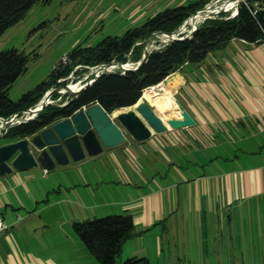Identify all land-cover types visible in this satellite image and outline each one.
Returning a JSON list of instances; mask_svg holds the SVG:
<instances>
[{"label":"crops","instance_id":"crops-1","mask_svg":"<svg viewBox=\"0 0 264 264\" xmlns=\"http://www.w3.org/2000/svg\"><path fill=\"white\" fill-rule=\"evenodd\" d=\"M230 42L236 43L233 47L237 49L239 45L264 46V41L249 43L234 38ZM240 53L244 55L241 49ZM234 55L238 56V53L235 51ZM256 55L260 68L250 74V84L242 85L244 89H237L225 73L210 79L197 76L185 104L196 120L195 125L168 128L163 133H153L142 143L133 139L110 148L109 157L119 173L114 189L122 199L115 200L114 194L115 198L112 196L104 207H100V203L89 206L84 202L85 209H96L89 214L75 215L73 223L105 214H132L135 235L124 242L122 255L146 256L152 264L191 263L188 259L193 257L194 240L196 244L199 242L201 225L206 227L209 221L231 223L233 211H240V214L254 211L256 222L264 224V49L261 47ZM219 58L215 60L230 65L224 52ZM182 69L184 66L181 76L173 80L175 101L171 102L165 96L155 101H162L159 109L166 120L180 115L175 91L178 86L183 88L188 83ZM65 165L57 164L48 171L42 166L14 169L0 176V215L8 225L0 232V264H38L26 258V249L32 247L31 239L26 234L21 237L16 231L31 225L35 212L40 209L39 203L44 201L35 190L34 168L37 171L42 168V179L47 181L55 170L66 169L62 167ZM79 176L80 181L69 172L64 180H58V186H65L67 194L75 189L86 201L91 183L83 169L79 170ZM106 179L102 175L94 178L97 185L107 183ZM89 193L95 195V189L91 188ZM58 198V203H47L45 208L72 202L69 197L58 195ZM186 209L194 210L196 217L184 216L182 211ZM206 211H212V219L207 217ZM16 213L22 215L17 222ZM34 227L27 229L28 233ZM59 254L60 251L56 256L51 252L47 258L60 264Z\"/></svg>","mask_w":264,"mask_h":264},{"label":"rangeland","instance_id":"rangeland-1","mask_svg":"<svg viewBox=\"0 0 264 264\" xmlns=\"http://www.w3.org/2000/svg\"><path fill=\"white\" fill-rule=\"evenodd\" d=\"M194 1L197 0H49L35 3L23 19L9 27L0 36V50L17 48L20 51L28 53L31 57L26 72L21 74L13 83L9 92L10 97L17 100L23 93L31 90L37 84L47 79L53 67L61 63L62 57L68 54L76 44H96L107 35H122L127 29L143 24L149 17L154 16L165 8L188 4ZM213 1L215 0H210L209 2ZM229 5L230 2H227V6ZM234 10L235 8H227L219 13H215L213 17L219 15L221 12H225L227 16H231ZM202 19L203 17L200 20ZM190 26L191 24L180 35L188 33ZM163 35L160 34L154 38L151 44L153 50L162 49L171 41ZM144 45L145 41L143 42V51ZM234 45L236 43L229 42L226 47L211 51L203 61L185 64L182 72L187 78L188 83L186 87H177L175 91L176 100H179L184 105L187 104L186 102L190 99V88H192L197 76H204L210 79L215 78V75L218 73L220 75H224L223 73H225L231 78L237 89H244L242 85L250 84V74L260 68V63L256 59V51L261 49V47L264 49V46L254 48L251 45H239V48L244 53V55H240V49H237V47L234 48ZM235 51L238 53V56L234 55ZM223 52L230 61V65L227 64L228 66L223 61L220 63L215 60ZM128 57L124 62L118 60L113 61L122 63L123 65L135 62L136 58L132 54H129ZM72 71H74V81L81 79L85 74H89L88 77H92L95 74L90 73V66L87 65H83L77 69L75 66ZM113 71H122V67H118ZM180 71L177 70L179 73ZM231 72L233 75H231ZM71 80L69 78L67 82L64 81V83L55 85L53 88L62 87ZM148 92L151 95L153 94L149 90ZM148 92L146 93V89L144 90L145 95L143 93V99L147 100ZM166 94L173 95V90L172 92L169 91L157 95L164 96ZM62 96L60 91L55 92L50 97L53 102L49 101L48 104L59 103L62 101ZM68 96L69 93H64V100ZM163 96H156L153 100L149 101L159 111V106L162 101H155ZM127 109L133 108L127 107L123 110ZM25 114L27 113L22 112L18 116H25ZM114 119L120 124L116 117ZM178 119H183L181 114L177 118H173V120ZM133 139L130 134H127V139L123 143L125 144L128 142L127 140ZM3 141H10V139L3 134L0 135V143ZM123 143L114 146H105L103 151L99 153L103 155L101 156L103 158L98 156V154L94 156L86 154L79 161L71 159L69 164L62 166L66 167V169L55 170V172L51 173L47 181L42 179L44 177L42 168L39 171L34 168L36 171L35 190L44 201L39 203L40 209L35 212L36 214L33 217L31 225L25 230L21 229L16 231L21 237L26 234L31 239L32 247L26 249V258L29 262L54 264L47 256L51 252L56 256L58 251H60L57 257L60 264H97L94 256L75 232L72 218L75 215L89 214L92 210L94 211L96 209L90 207L85 209V203L89 206L100 203L102 206H99L104 207L112 196L115 198L114 194L117 197L115 200L122 199L115 192L117 189H114L116 188L114 181L116 179L118 180L119 176L117 174L119 173L115 162H113L111 156L109 157V154L112 150L110 148L118 147ZM77 163L81 165H77ZM72 165H76V167L71 169L70 167ZM150 168L153 169L152 167ZM81 169L89 176L91 188H94L96 193L92 196L89 193L91 188H88L86 201L80 197L79 192L75 189L71 194H67L65 192V186H58L60 182L58 180H64V178L69 176V172L72 175H76L80 181L79 170ZM128 169L130 170V168ZM99 175L107 178V183L97 185L94 178ZM121 186L123 187L122 183ZM119 190L121 191L120 188ZM19 192L22 193L21 190ZM58 195L61 198L69 197L72 199V202H61V204L46 209L45 205L47 203L53 204L55 201L54 204H56L59 202ZM76 200L78 201L77 203L74 202ZM79 201L82 202L81 205L78 204ZM99 206L97 207L99 208ZM9 211L11 210L8 207L7 212ZM2 212L6 214L5 209ZM182 213L186 217H196L195 211L192 209L183 210ZM206 214L208 218L212 219V211H206ZM21 216L18 213L14 215L16 222L21 220ZM256 221L257 215L254 211L248 210L241 212V214L240 211H233L231 223H221L218 221L214 223L213 221H209L206 227H202L201 225L199 242L196 244L194 240V245L192 246L193 257L188 259L191 262L188 264H264V224ZM33 225L36 227L33 228L31 233H28L27 229ZM61 250L64 252L61 253ZM127 258L126 253H123L121 261Z\"/></svg>","mask_w":264,"mask_h":264},{"label":"trees","instance_id":"trees-1","mask_svg":"<svg viewBox=\"0 0 264 264\" xmlns=\"http://www.w3.org/2000/svg\"><path fill=\"white\" fill-rule=\"evenodd\" d=\"M39 1L49 0H0V36L23 19ZM209 1L197 0L168 7L149 17L143 24L127 29L122 35H107L96 44H76L67 54L68 64L55 65L47 79L17 100L12 99L9 92L15 80L26 72L31 57L17 48L0 50V117L8 118L35 106L48 89L67 82L68 79L61 82L58 79L66 77L78 64L94 66L113 60L124 62L129 54L136 58L135 62L139 61L143 54V42L150 35L178 29ZM234 38L249 43L264 41V0L241 1L234 16L221 12L205 18L191 37L171 40L162 49L153 50L138 68L99 75L80 93L72 94L66 104H62L65 99L63 94L62 101L48 104L34 118L12 125L5 136L14 140L31 135L95 103H100L109 112L131 106L143 96L146 88L162 82L169 74L181 70L186 63L203 61L211 51L224 48ZM156 96L163 95H155L147 100H153ZM164 96L171 102L175 101L171 94ZM73 227L97 264H152L148 257L138 255L121 261L124 242L135 235V223L130 213L75 221Z\"/></svg>","mask_w":264,"mask_h":264},{"label":"water","instance_id":"water-1","mask_svg":"<svg viewBox=\"0 0 264 264\" xmlns=\"http://www.w3.org/2000/svg\"><path fill=\"white\" fill-rule=\"evenodd\" d=\"M229 1L232 0L209 2L189 18L195 19L200 14L203 16L201 21H204L205 18L212 17L215 13L227 9L226 5ZM240 2L241 0H237L238 5ZM216 6L220 7V9H214ZM237 12L238 8L235 14ZM200 23H194L193 28L184 35H180L183 30L178 29L171 32H154L145 40L142 58L137 62H133L132 65H128V67L116 61H111L107 64H116L122 67L124 72L138 68L153 51L151 44L156 36L166 34L170 40L189 38L199 28ZM106 72L108 71L104 66L99 75ZM172 76L179 78L181 75L175 71L163 81L169 82ZM89 84L86 83L76 91L71 89L68 84L62 86V88L78 94ZM59 90L60 87L48 90L35 107L27 110L28 112H35V115L21 120V122L34 118L48 104L50 97ZM177 103L183 119L165 120L147 101L139 99L133 104L136 106L135 109L121 110L114 116L119 120L120 124L111 115L113 111L119 108L109 112L100 103L85 106L72 115L56 120L31 135L10 140L0 145V176L10 173L14 169L23 170L42 166L45 171H48L55 168L57 164L64 165L69 163L71 159L79 161L86 154L92 156L99 154L105 146H114L125 142L127 134H130L138 141H144L150 138L153 133L165 132L170 126L171 128L179 129L195 125L196 120L185 105L179 100H177ZM15 118L16 116L3 120V123L15 120Z\"/></svg>","mask_w":264,"mask_h":264},{"label":"built area","instance_id":"built-area-1","mask_svg":"<svg viewBox=\"0 0 264 264\" xmlns=\"http://www.w3.org/2000/svg\"><path fill=\"white\" fill-rule=\"evenodd\" d=\"M242 1H246V0H242ZM238 3L235 5V10H234V12H232V15L231 16H233L234 14H235V12H236V10H237V8H238ZM69 58H68V55L67 54H65L63 57H62V59H61V65H63V66H65L66 64H68L69 62V60H68ZM83 65H81V64H78V65H76V69L77 68H80V67H82ZM106 67L107 68V71L108 72H113V70L114 69H116V68H118L119 66L118 65H116V64H113V65H108L107 63H101V64H98V65H94V66H90V73H95L92 77H88L89 76V74H85L81 79H79V80H77V81H74L75 79H74V71H72V72H70L66 77H61V78H59L58 79V82H61V81H63V80H65V79H69V78H71L72 80L68 83V85L70 86V85H78L75 89H73V90H79L83 85H85L86 83H91L92 82V80H94L95 78H96V76H98L101 72H102V69H103V67ZM122 73L124 72V70H122L121 71ZM51 89H53V88H51ZM60 93H62V95L64 94V93H69V96H68V98L66 99V100H64L63 101V103L62 104H66L68 101H69V98L71 97V95L72 94H77V93H75V92H70V91H66V89H64V88H62V87H60ZM49 101L50 102H53V100H52V98L51 99H49ZM31 108H33V107H31ZM24 113H27V114H25V116H18V113H16V114H14V115H12V116H10V117H8V118H3V117H0V135H3V134H5L7 131H8V129L12 126V125H14V124H16V123H20L21 122V120H24V119H27L28 117H31V116H34L35 114V112H28L27 110L26 111H24ZM14 116H16V118H15V120H12V121H7V122H5V123H3V120H6V119H9V118H12V117H14ZM7 227H8V225H6V223H5V221H4V219L2 218V216L0 215V232H2V231H5L6 229H7Z\"/></svg>","mask_w":264,"mask_h":264},{"label":"bare ground","instance_id":"bare-ground-1","mask_svg":"<svg viewBox=\"0 0 264 264\" xmlns=\"http://www.w3.org/2000/svg\"><path fill=\"white\" fill-rule=\"evenodd\" d=\"M226 1H228V0H226ZM230 2V5L229 6H227V8H235V5L237 4V0H235V1H229ZM220 7H218V6H216L214 9H219ZM203 16H201L200 14H198L196 17H195V19H193V18H189V19H187L186 20V22L183 24H181L179 27H178V30H187L188 29V25L189 24H191V26L189 27L190 29L189 30H191L192 28H193V25H194V23H196V22H199V21H201L200 19L202 18ZM164 35H166V34H164ZM163 35V36H164ZM164 37H167V36H164ZM128 65H132L131 63H129V64H125V67H128ZM174 78H175V76H172V79L168 82V81H163V82H160V83H158V84H156V85H153V86H150V87H148V88H146V93L148 92V90L151 92V93H153L152 95L149 93V95H148V98H150V97H152V96H155V95H157V94H160V93H165V92H169V91H171L172 92V90H174V87L175 86H172L173 85V80H174ZM165 82V83H164ZM168 83V84H167ZM78 85H70V88L71 89H75L76 87H77ZM176 88V87H175ZM144 95H145V93H144ZM140 100H145V101H147L146 99H143L142 97L140 98ZM151 106H153L149 101H147ZM130 107H133V109H135V105H131V106H129L128 108H130ZM127 108V107H126ZM153 108L155 109V110H157L154 106H153ZM124 108H119V109H117V110H115V111H113L112 113H111V115L114 117L119 111H121V110H123ZM157 112L158 113H160L161 114V112L159 111V110H157ZM162 115V114H161ZM163 116V115H162ZM164 117V116H163ZM166 120V119H165Z\"/></svg>","mask_w":264,"mask_h":264}]
</instances>
